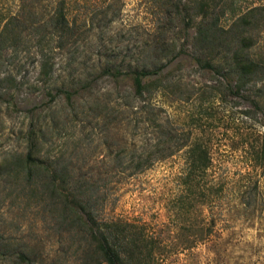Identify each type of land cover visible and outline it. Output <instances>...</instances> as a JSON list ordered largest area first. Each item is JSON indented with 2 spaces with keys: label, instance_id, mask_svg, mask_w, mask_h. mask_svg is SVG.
<instances>
[{
  "label": "rangeland",
  "instance_id": "1",
  "mask_svg": "<svg viewBox=\"0 0 264 264\" xmlns=\"http://www.w3.org/2000/svg\"><path fill=\"white\" fill-rule=\"evenodd\" d=\"M1 2L15 6L14 0ZM26 6L40 16L52 8L50 0H27ZM252 6H264V0H215L207 22L228 29ZM69 7L74 35L57 54L54 86L92 83L74 107L63 96L49 101L24 44L0 53V264H19L20 253L40 264H83L90 248L86 235L59 219L60 207L39 180H27V134L35 119L45 133L38 149L73 168L76 184L91 187L99 219L116 221L156 244L161 254L149 264H264V171L256 165L264 127L260 115H244L247 103L221 94L220 75L196 61L213 60L216 47L199 43L196 29L169 15L160 0H72ZM39 28L25 31L24 39L33 45L49 32ZM50 39L44 45L56 47L57 40ZM159 65L166 66L168 112L177 135L197 130L209 145L211 167L200 181L206 194L204 183L210 187L209 203L182 186L183 153L132 176L116 162L124 140L137 143L140 132L133 121L118 125L129 80L115 81L104 68L125 76L132 68ZM10 76L20 86L5 82ZM192 225L202 235L190 233ZM191 239L204 243L187 248Z\"/></svg>",
  "mask_w": 264,
  "mask_h": 264
},
{
  "label": "trees",
  "instance_id": "2",
  "mask_svg": "<svg viewBox=\"0 0 264 264\" xmlns=\"http://www.w3.org/2000/svg\"><path fill=\"white\" fill-rule=\"evenodd\" d=\"M14 1L13 9L5 8L4 4L0 3V53L6 47L14 49L24 44V52L30 57L26 58L36 64L37 82L43 84L49 101L55 102L63 96L67 105L74 107L81 98L80 92L90 91L92 83L80 86L79 89L54 86L55 74L59 67L57 54L74 35L75 22L71 21L69 16L72 0H50L52 8L42 16L38 11L27 8V0ZM160 2L169 15L181 18L186 28L196 29L195 36L199 43H206L209 49L216 47L213 60L201 61L197 58L196 61L220 75L224 81L221 94L225 97L230 94L247 103L250 110L244 112V115H260L264 127V6L248 8L235 18L231 27L225 29L217 27L213 21L211 24L207 22L215 0H200L197 5L183 6L182 0ZM221 12L223 15L224 12ZM39 27L49 32L34 40L32 45L31 40H25L23 34L29 30L37 31ZM50 35L51 41L57 40L56 47L47 48L48 45H44L46 36ZM8 43L10 46H7ZM19 51L18 48L13 50L15 54ZM165 69L166 66L162 65L141 66L132 68L123 76L117 68H104L107 75L115 81L129 80L130 90L120 98L119 107L122 110H117L118 117H121L118 125L125 121L129 126L133 121L134 129L140 132V137L135 139L137 143L132 139L124 140L121 152L123 157L116 162L122 172H128V175L132 176L183 153L186 171L182 176V186L189 196L202 195L203 202L209 203L210 187L204 183L206 194L200 186V181L211 167L209 145L201 139L202 136L197 130H185L181 138L177 135L168 112L170 105L166 90L169 79ZM5 82L16 85L15 87L20 86L11 76L6 78ZM48 108L47 105L35 106L31 113H40ZM51 117L49 116L50 119ZM116 118L117 116L113 121ZM36 124H39L37 119L33 121L27 134L25 175L30 182L39 180L50 198L60 207L59 219L71 228L77 227L90 241L83 264H149V261L154 259V254H161L156 244L146 240L143 235L132 232L116 221L102 222L99 219L91 187L76 184L73 168L63 165L60 160L50 158L38 149L45 133L42 127ZM256 153V165L264 171V143ZM188 229L190 233H203V230L194 231L193 225ZM187 243V248H192L204 242L191 239ZM17 258L19 264H40L23 253L17 254Z\"/></svg>",
  "mask_w": 264,
  "mask_h": 264
}]
</instances>
